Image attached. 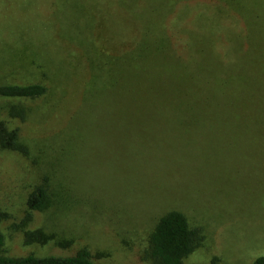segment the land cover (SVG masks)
Masks as SVG:
<instances>
[{
	"label": "rangeland",
	"instance_id": "1",
	"mask_svg": "<svg viewBox=\"0 0 264 264\" xmlns=\"http://www.w3.org/2000/svg\"><path fill=\"white\" fill-rule=\"evenodd\" d=\"M148 38L166 40L163 51L156 41L149 48L163 64L203 56L202 73L212 59L228 67L241 58L246 69L226 76L254 86L253 98L229 115H151L145 79L119 98L115 63L134 61ZM167 67L156 85L162 93L177 88ZM177 69L179 77L185 68ZM193 70L190 90L172 102L196 92L201 73ZM0 82L46 87L34 100L0 99V122L27 150L0 146L4 255L86 248L96 264H151L149 236L176 210L202 235L182 264L264 256V0H0ZM119 102L140 114H118ZM11 104L25 119L8 117ZM38 186L48 205L25 220ZM39 229L70 246L25 245L24 233Z\"/></svg>",
	"mask_w": 264,
	"mask_h": 264
},
{
	"label": "trees",
	"instance_id": "2",
	"mask_svg": "<svg viewBox=\"0 0 264 264\" xmlns=\"http://www.w3.org/2000/svg\"><path fill=\"white\" fill-rule=\"evenodd\" d=\"M154 41L159 42V49L163 51L166 47L165 39H143L141 43H137L133 55L134 61H129V63H115V70L117 72L116 80L111 82V86L119 94V98L134 95L127 84L134 83L140 79L149 80V85L146 88V98L150 101L149 106L153 107L149 110L151 115H156L157 113L164 114L166 110H169L167 113L175 112L180 115H215L220 113L222 115H229L239 112L245 99L253 98L249 92L254 89V86L251 88L246 87L245 84L242 86L239 79H234L233 77L228 78L226 76L228 75V71H233L236 67L240 70L246 69V67L238 65L237 63L239 61L238 59L241 58L235 57L236 61L232 63L234 65L228 64L232 65L228 67L219 62L218 59L211 58V62H209L202 73V65L206 61V58L199 56V54L187 55L186 60L171 56L173 59L167 58V63H160V57L158 58L159 55H156L157 52L149 49L151 45L153 46ZM174 60L176 61L177 70H179V66L185 68L179 70V77L176 76V69L169 67V63ZM126 65L129 66L125 67ZM166 66H168L166 69L170 71V75L173 78L176 77L175 80L177 83L176 81L174 82L177 88L171 85L162 93L160 91L162 86L156 88V85L157 81L162 77ZM193 69H195V73L198 72L199 75L201 73L196 92L187 100L183 99L179 101L176 98V102H172L176 94L178 95L181 91H183L181 94L186 93L190 90L188 71L192 70L194 73ZM217 79L219 80L217 81ZM136 88L140 91H144L145 89L141 88L140 83L136 84ZM45 94L46 87L39 83L14 85L0 82V99L7 101L34 100ZM160 97H162L161 100H159ZM5 107L8 117L20 120L25 119L26 110L23 107L12 104L6 105ZM117 113L127 115L140 114L137 110L134 111L132 107L125 106L121 102L117 104ZM145 115L149 114L145 113ZM0 146L3 149L22 153L23 155L27 153L26 148L18 140L17 130H9L3 122H0ZM47 205V188L43 186L36 187L26 201L29 213L26 215L25 220L30 219L31 212H41ZM4 217L5 214L0 211V223ZM201 241V231L198 228H192L187 218L181 212L171 210L160 217L149 236L146 251L147 259L151 264H182L183 260L200 246ZM50 242L62 249L70 246L69 241L56 239L54 236L46 234L40 229L26 231L24 233L25 245H46ZM3 246L4 236L0 230V264H96L86 248L80 249L72 256L49 255L38 257L30 254L23 257H12L3 254ZM252 264H264V256L256 258Z\"/></svg>",
	"mask_w": 264,
	"mask_h": 264
}]
</instances>
